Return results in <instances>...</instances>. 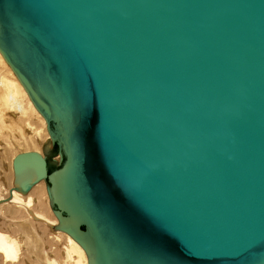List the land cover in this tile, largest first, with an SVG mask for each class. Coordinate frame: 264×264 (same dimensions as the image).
<instances>
[{"label":"water","instance_id":"1","mask_svg":"<svg viewBox=\"0 0 264 264\" xmlns=\"http://www.w3.org/2000/svg\"><path fill=\"white\" fill-rule=\"evenodd\" d=\"M0 55L87 264H264V0H0Z\"/></svg>","mask_w":264,"mask_h":264},{"label":"bare ground","instance_id":"2","mask_svg":"<svg viewBox=\"0 0 264 264\" xmlns=\"http://www.w3.org/2000/svg\"><path fill=\"white\" fill-rule=\"evenodd\" d=\"M0 65L2 66L1 68H3L5 70V72L7 73V76H8L7 78H5V77L0 75V86L1 87L3 86L5 88L4 93L0 96V100L2 101V105H3L2 107L3 108H9L8 110H10V109L14 110L18 115H21L20 117L16 118V119H20L19 121L21 123L20 124L21 129L26 128V130L28 129V130L32 131V124L29 123L27 112H30L31 115H33L35 118H37L38 122L43 127V130L45 133V137L43 139V142H41V144H39L40 148H36V149L34 148V149L29 150V151H23V152L35 151V152H38L41 154L42 145H43V143H45V141L48 140V134L46 131L45 121L39 115V113L35 110L32 103L30 102L27 94L25 93L24 89L22 88V86L20 85V83L18 82L16 77L14 76L11 69L7 66V64L5 63L3 58L1 57V55H0ZM3 87H2V89H4ZM22 98H23L24 102H26V106L23 104V102H21ZM0 106H1V104H0ZM2 112H4V109L0 112V118H2V116H3ZM6 113H8V111H6ZM0 127H2L1 124H0ZM2 128H4V127H2ZM27 133H29V131ZM33 133H34V136H29V138L21 139V140L26 141V142H31L33 145V142L39 141L38 134L36 132H33ZM23 152H21V153H23ZM18 154H20V153L14 154L10 159L11 182L10 181H9L10 183L8 181H6V182L11 184V185L10 186L7 185L8 188H5V189H7V190H5L6 192L3 191V193H4L3 196H0V206H3V205L6 206L7 205V207H8L10 205H13V206L17 205V206L22 207V209L24 210L26 215H28V217L31 218L33 222L40 223V224L43 223L44 225H46L49 228L51 235H53L56 240H59V238H58L59 235L64 234V233L56 230L55 226L58 224V222H57L56 218L54 217V215L52 214L51 206L49 204V198H48V195L46 192L45 183L43 181L37 183L36 185H34L32 187V189L29 191L28 194L24 195L21 193L20 183L18 181H16L14 176H13L14 173H13V164H12L14 157H16ZM39 185L43 186V189L41 190L42 191L41 194H42V196H44V198L46 200V204H47L48 209H49L48 212L51 213L50 214L51 216H53L52 220L47 218L49 214L48 215L46 214L47 215V217H46L45 213L42 212L43 210L41 211L39 206H37V208L34 207V206H36V204H35V199H33V197L31 196V192L33 191V189L35 187H37ZM5 206H4V208H5ZM7 214L10 215L11 212L8 211ZM3 216L5 217L6 215L3 214ZM49 218H50V216H49ZM15 227L16 226H14V228ZM37 229H38V227H37ZM44 231L45 230H43V232ZM38 232H36V233H38ZM31 233L34 235L35 238H38L39 240L40 239L43 240V238L40 234L39 235L41 236V238L39 237V235L37 237V234H35V231L33 229L28 230V227H26L25 225L23 227L18 226V234H20V236H21V244H22L21 246L24 247V254H25V255H23L24 258H23L22 262L28 261L29 258H32L37 262H41V256L39 255L38 250L31 247L32 242H31V237L29 236ZM60 237L65 239V242L67 245V247L65 248V255H66L67 259L69 261H71L73 264H87L86 255H85L84 251L81 249V247L74 240H72L70 237H68L67 235H65V236L60 235ZM19 239H20V237H19ZM52 242H53V240H52ZM54 242H57V241L54 240ZM24 243L26 245H24ZM53 251H54V249H53ZM0 254L2 255L3 263L17 262V260L19 259L18 258L19 254H20L19 243L16 240L12 239L11 237L0 233ZM43 254H44V252H43ZM29 261H31L33 264H36L33 260H29ZM43 264H44V262H43ZM47 264H57V263L54 259H50V260H48Z\"/></svg>","mask_w":264,"mask_h":264},{"label":"rangeland","instance_id":"3","mask_svg":"<svg viewBox=\"0 0 264 264\" xmlns=\"http://www.w3.org/2000/svg\"><path fill=\"white\" fill-rule=\"evenodd\" d=\"M1 67L2 66L0 65V75L7 78L8 77L7 73ZM2 87L0 86V96L5 91V88L3 87L4 89H2ZM22 100H23V98L21 99V102H23V104L26 106V102H24V100L23 101ZM0 104H1L0 112L4 109V112H2L3 116H2V118H0V124L2 125V127H4V128L0 127V193H1L0 196H3V194H4L3 191L6 192L5 190H7V189H5V188H8L7 185H9V186L11 185V184H9L11 182V170H10V159H11V157L14 154L21 153L23 151H29V150L34 149V148L35 149L40 148L39 144H41V142H43V139L45 137V133H44L43 127L38 122L37 118H35L33 115H31L30 112H27V116L29 119V123L32 124V131L28 130V129L26 130V128L21 129V127H20L21 123L19 121L20 119H16V118L20 117L21 115H18L14 110H11V109H10L11 111L8 110L9 108H3L1 100H0ZM6 111H8V113H6ZM28 131H29V133H27ZM33 132H36L38 134L39 141L33 142V145H32L31 142H26V141L21 140V139H27V138H29V136H34ZM6 181H8V182L10 181V182L7 183ZM42 189H43V186L39 185V186L35 187L33 189V191L31 192V196L33 197V199H35L36 206H34V207L37 208V206H39V208L41 209V211L43 210L42 212L45 213V215L49 214L48 217H47V215H46V217L48 219L52 220L53 216H51L50 215L51 213L48 212L49 209H48V206L46 204V200H45L44 196H42V194H41ZM4 206L5 205L0 206V233L11 237L12 239L16 240L19 243L20 254L18 257L19 259L17 260V262H14V263L13 262L3 263L2 255L0 254V264H28V263L33 264L29 260H33L36 264H39V263L43 264V262H44V264H47L48 260H50V259H54L57 264H66V263L67 264H73L71 261H69L67 259L66 255H65V248L67 247V245H66L65 239L60 237V235L65 236L64 234L59 233L60 234L58 237L59 240H56L54 238V236L51 235V232L49 231V228L46 225H44L43 223L40 224V223L33 222L32 219L29 218L28 215H26V213L24 212L22 207L17 206V205H14V206L10 205L7 207V205H6L4 208ZM6 211L7 212L10 211L11 214L8 215ZM2 213L6 216L4 217ZM49 216H50V218H49ZM24 225L26 227H28V230L33 229L35 231V234H37V237L40 234L43 238V240L42 239L39 240L38 238H35L32 233L29 235L31 237V242H32L31 247L38 250L39 255L41 256V262H37L32 258H29V260L26 262H22L23 258H24L23 255H25V254H24V247L21 246L22 245L21 244V236H20V234H18V226L23 227ZM14 226H16L15 228L17 230L14 228ZM37 227H38V229H37ZM43 230H45V231L43 232ZM36 232H38V233H36ZM40 235H39V237L41 238ZM18 236L20 237V239ZM52 240H53V242H52ZM54 240L57 242H54ZM24 245H26V244L24 243ZM53 249H54V251H53ZM43 252H44V254H43Z\"/></svg>","mask_w":264,"mask_h":264}]
</instances>
